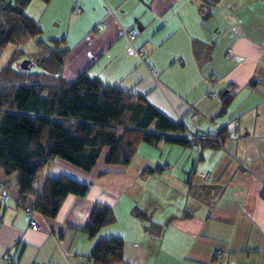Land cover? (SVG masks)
<instances>
[{"label":"crops","instance_id":"crops-1","mask_svg":"<svg viewBox=\"0 0 264 264\" xmlns=\"http://www.w3.org/2000/svg\"><path fill=\"white\" fill-rule=\"evenodd\" d=\"M23 13L37 40L66 48L53 77L99 78L192 132L225 136L204 149L142 143L127 165L105 163V148L88 172L54 159L39 182L67 176L90 188L66 196L54 218L35 211L38 230L16 197L17 175L0 168L10 194L0 202V264H91L96 241L109 238L123 241L124 264H264V0H29ZM101 206L114 221L89 237Z\"/></svg>","mask_w":264,"mask_h":264},{"label":"trees","instance_id":"trees-1","mask_svg":"<svg viewBox=\"0 0 264 264\" xmlns=\"http://www.w3.org/2000/svg\"><path fill=\"white\" fill-rule=\"evenodd\" d=\"M28 1L0 0V56L7 44L16 41L18 29L19 36H40L36 22L23 13ZM36 43L46 53L34 61L49 74L43 73L28 82L24 77L18 80L17 74L9 69L12 59L0 71V168L6 176L17 175L19 202L54 218L66 196L87 194L89 183H79L67 176L39 182L42 170L56 158L88 172L105 148H109L105 163L127 165L142 143L164 141L189 146L181 138L166 134H179L187 129L184 124L167 118L143 96L106 85L84 73L71 82L53 77L66 48H62V40ZM21 72L25 76L26 71ZM220 96L223 113L230 96L227 90ZM224 136L222 132L213 137ZM215 144L212 140L201 141L196 148ZM30 195L34 196L32 200ZM113 221L109 207H96L84 231L94 237L100 228ZM122 250L121 239H100L87 258L91 264H124Z\"/></svg>","mask_w":264,"mask_h":264},{"label":"rangeland","instance_id":"rangeland-1","mask_svg":"<svg viewBox=\"0 0 264 264\" xmlns=\"http://www.w3.org/2000/svg\"><path fill=\"white\" fill-rule=\"evenodd\" d=\"M137 30V29H136ZM138 32V31H137ZM19 29L16 31V41L13 43H9L6 45V47L3 49L1 56H0V71L2 67L8 62V60L11 61L12 64L9 66V69L14 71L17 74L18 80H22L23 77L28 81L35 80L41 76V74H49L50 71H47L43 69L41 66L36 65L35 58H36V52L42 51L40 50V45L37 42V38H26V36H19ZM40 37H38L39 39ZM46 41L48 39H45ZM50 43H48V46ZM13 57L11 58V56ZM29 59L33 61L35 64L31 67V69L26 70L25 76H23L19 64L22 60Z\"/></svg>","mask_w":264,"mask_h":264},{"label":"built area","instance_id":"built-area-1","mask_svg":"<svg viewBox=\"0 0 264 264\" xmlns=\"http://www.w3.org/2000/svg\"><path fill=\"white\" fill-rule=\"evenodd\" d=\"M75 11H79V7H76L74 9ZM125 35L128 38V40L130 42H132L136 36H137V30L134 26L129 27L125 30ZM192 120H195V115L191 116ZM235 128H236V122L235 120H230L227 124H226V131L228 134L233 135L235 132ZM169 136H173V137H179L181 138L183 141L187 142L188 145L192 148H196L198 145V142L201 141H206V140H212L215 141L218 144H221L223 138L221 137H210L208 136L206 133L204 132H196V133H192L189 130L185 129L184 131L180 132L179 134H172V133H166ZM204 177L206 179H208V175H204ZM10 198V194L6 191H4L3 188H0V202H6L8 201V199ZM23 212L27 215L28 217V221L30 223L31 229L33 230H38V225L34 219V212L35 210L31 207L25 206L23 207ZM218 255H221L220 253H217Z\"/></svg>","mask_w":264,"mask_h":264},{"label":"water","instance_id":"water-1","mask_svg":"<svg viewBox=\"0 0 264 264\" xmlns=\"http://www.w3.org/2000/svg\"><path fill=\"white\" fill-rule=\"evenodd\" d=\"M33 66V63L29 59H24L19 64V67L22 71L29 70Z\"/></svg>","mask_w":264,"mask_h":264}]
</instances>
